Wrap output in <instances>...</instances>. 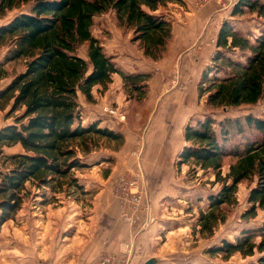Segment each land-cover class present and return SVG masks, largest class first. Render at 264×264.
Listing matches in <instances>:
<instances>
[{
  "label": "trees",
  "instance_id": "trees-1",
  "mask_svg": "<svg viewBox=\"0 0 264 264\" xmlns=\"http://www.w3.org/2000/svg\"><path fill=\"white\" fill-rule=\"evenodd\" d=\"M9 0H0V18ZM18 9L0 25V79L6 65L20 62L0 88V110L8 108L12 123L0 127V145L19 144L0 169V225L13 218L27 193L26 185L55 191L79 185L70 170L83 167V157L97 146L98 137L121 141V132L99 121L82 123L79 96L94 103L92 90L102 92L117 73L127 97L142 100L147 93V72L122 70L91 32L96 15L112 12L119 28L132 32L142 54L152 60L162 56L172 33V23L162 9L182 0H11ZM255 14L264 18V0H237L230 16ZM257 35L243 33L230 20L222 21L215 37V50L201 71L197 94L208 108L254 105L264 99V23ZM250 36L252 38H250ZM86 43L85 56L77 52ZM216 124L217 126H214ZM184 144L176 163L211 170L218 190L207 195V208L199 211L200 233L212 234L223 221L220 207L236 202L239 182L255 177L242 211L251 219L264 213V103L262 114H245L221 120L206 116L183 127ZM229 158L222 174L224 159ZM83 192V191H80ZM227 259L238 252L256 255L245 264H264V215L255 227L242 228L233 241L223 239L207 249Z\"/></svg>",
  "mask_w": 264,
  "mask_h": 264
},
{
  "label": "rangeland",
  "instance_id": "rangeland-1",
  "mask_svg": "<svg viewBox=\"0 0 264 264\" xmlns=\"http://www.w3.org/2000/svg\"><path fill=\"white\" fill-rule=\"evenodd\" d=\"M236 1L237 0H183L184 5L178 2H168L162 11L172 23V33L166 43L162 56L157 60H152L142 54L137 42L132 41V32L130 30L119 28L117 25L119 29L117 32L109 28V25L115 22L112 12H106L101 18L103 21L95 17L93 19V25L91 26V32L93 35L100 37V43L106 41L105 39H109L110 42L107 43L106 47L113 46V52H118L117 55H113L114 58L116 59V56L119 55L126 59L129 58V68H134L129 72L139 70L140 72H147L150 75L147 80L148 88L146 96L139 101L127 97L123 87V81H121L122 84L120 89L122 92V99L117 102L107 101V103H105L106 105L111 104L110 106L115 109L117 108L118 112H121V114H108L102 110L104 106L102 105V115H97L98 117L93 120L99 121L98 127H104L100 124V118H111L113 120L117 118L120 123L112 122V124H116L113 125L114 128H107L121 132L122 135L123 132H128L132 129L137 130L139 128L137 123L140 113L145 107L147 100H150L152 106L149 108V111L154 110V112L156 111L158 114L161 112L162 115L160 118L162 123H165L164 125H166V127H164L163 130L158 128L155 130V125L153 124V127L149 128L154 113L151 114L152 118L150 116L147 123L148 125L137 130L140 137L136 138V136H133L131 139V147L139 148V150L141 148V154L143 147L146 145L144 135L149 129L155 134L162 133L163 137H167V141L172 142L174 146H176L177 143L181 146L183 145V125L178 122L177 124L172 123V119L178 120L180 113H182L183 117L185 116L183 119L185 123L189 121L194 123L197 119L202 120L206 116L221 120L227 117H241L248 113L254 115L262 114L264 99L258 101L254 105L227 106L211 109L205 105L204 96L199 97L197 94V83L201 71L209 64L210 57L215 50V37L219 28L218 26L221 25L222 21L228 19L237 29L241 30L243 33L249 31L251 35H257L259 32L258 28L263 26L264 18L257 17L255 14H242L231 17L229 15L230 10ZM11 2V0L8 1L7 14L0 18V25L18 11V9L11 7ZM184 11H191L192 15L185 14ZM250 38L252 37L250 36ZM3 51L4 48L0 47V59L3 56ZM85 51L86 43H83L78 48L77 52L84 57ZM137 53L139 55H137ZM141 55L146 60H143ZM115 61L117 63V59ZM21 67L22 64L19 61L8 63L6 65V76L0 79V88L5 86L12 73L20 70ZM99 88L96 89V91L101 92ZM150 88L152 89L149 93ZM161 99L167 101L168 106L164 108L165 110L160 108L162 103L160 105L158 104V106L154 103L155 100L159 102ZM172 104H175V106L179 105V110L175 107L172 108ZM7 109L8 108L0 110V127L12 123V116L6 114ZM86 120V114H82V123L84 124ZM123 122L125 123V127L120 129V124ZM214 126L217 125L214 124ZM139 130L141 132H139ZM123 142L124 135L121 141L107 140L98 137L97 146L88 154L83 155L79 152L78 156L83 157V164L85 165L70 170V173L78 180L79 185L77 187L71 186L67 188L65 185L66 191L62 189L53 191L48 187L37 189L27 184V193L23 197L22 204L15 212L14 217L6 220L8 222L7 226L20 227L24 225L26 228H33L34 231L37 229L36 219H45L48 216L46 213L50 212V214L52 213L55 217V221L53 225L48 224L45 230L49 233L52 228L56 226L61 228L65 235L69 232L71 233L73 223L68 225V222L73 219V212H76L77 222L79 219H85L88 213L87 206L93 205L92 201L96 200L94 195L99 185L95 181L93 183L89 180H94L100 170L98 168H102V166L100 167L98 164L100 162L107 163L113 160L109 152L113 150L117 151L122 147ZM181 146L179 147L182 148ZM20 150L19 144L8 146L0 145V169L5 171V166L9 164V160L6 158ZM133 157L136 159L135 156ZM138 158H140V155H138ZM176 158H178V155ZM176 158L173 159L171 170L162 173L154 172L158 173L156 174L157 176L161 173V176H164L163 179H165V182H167L168 179L171 180L170 185H168V183L166 184V195L163 199L173 206L179 204L177 199H187L184 207L186 213L183 215V220L180 222L171 221V226L177 229L176 232H180L177 228L180 226H183L185 232H183L181 236H178L179 233H177V237H168L167 245L162 249V254L165 256L161 258L160 255H155L154 258H152L155 260V264H245L254 261L256 258L255 254L242 256L240 253L235 252L227 259H223L220 254L208 253L207 249L219 245L223 239L233 241L234 237L239 234L242 228L255 227L262 221L264 213L261 209L257 210V215L254 218L247 220L242 219L240 216L242 211L247 207V194L250 187L255 183V177L239 182L235 192L236 202L221 205L220 212L224 215V219L223 221L220 220L217 222L212 234L208 232L200 233L198 231V225H196L199 211L207 208V195L215 193L220 183L215 181V176L211 170L202 171L198 167H193L192 165H178L176 163ZM229 161V158L224 159V164L221 169L222 174L227 172ZM106 168L109 170L110 165ZM131 169L132 170H125L112 177V194L117 198L120 206L126 203L130 204L132 210L136 213L138 211L147 212L148 204H145L146 208H144V203H140L138 206L133 205L131 200L126 198V195H131L128 191L129 189L133 192L135 191L136 194H143V199H145V190L141 181L150 180V175H154L150 174V171L153 170H151L148 165V170L144 172L143 166L139 162L132 165ZM133 181L136 182L137 189L131 188L130 184L131 182L133 183ZM143 184H145L144 181ZM122 217L133 226L135 225L134 222L137 220L136 218H131L130 215L125 212H122ZM2 224L0 225V229ZM137 234L138 231L131 233L127 239L124 238L119 242L120 244L130 239L133 240L134 245L130 256V263L138 252L135 250ZM16 241L18 242L19 238L13 236L11 242L14 244L17 243ZM6 242L7 237L4 238V232L1 230L0 252H2L1 249ZM119 244L115 252H118ZM95 263L96 261L93 264Z\"/></svg>",
  "mask_w": 264,
  "mask_h": 264
},
{
  "label": "crops",
  "instance_id": "crops-1",
  "mask_svg": "<svg viewBox=\"0 0 264 264\" xmlns=\"http://www.w3.org/2000/svg\"><path fill=\"white\" fill-rule=\"evenodd\" d=\"M180 4L184 5L183 0ZM184 12L185 14H191V11ZM104 15L105 13H102L95 17L103 21L101 18ZM109 28L113 31L115 30V32L119 30L115 22L109 25ZM97 37L98 39L100 38L99 36ZM105 40L106 41L101 43L104 50L109 54L117 55L118 52H113V46L106 47L107 43L110 42L109 39ZM137 55L139 54L137 53ZM116 59L117 65L122 70L132 71L134 69L133 67L129 68V58L126 59L119 55L116 56ZM143 60L146 59L143 57ZM121 81V77L117 73H114L111 82L102 92L96 91L99 86H95L92 90L93 97L96 99L95 103H87L83 96H79L81 114H86L87 117L84 124L90 123L99 115H102L101 106L106 105L105 103H107V101L117 102L122 99V92L120 89L122 84ZM151 89L152 88L149 89V93ZM154 103L155 105L157 104V106L162 103L160 106L161 109L168 106L165 99H161L159 102L155 100ZM151 106L150 100H147L139 116V121L137 123L138 129L143 126L146 127L151 114L154 113L149 128L153 127L154 124L155 130L157 128L163 130L166 125L162 123L160 118L162 114L161 112L158 114L156 111L154 112V110L149 111ZM171 107H175L178 110L180 108L179 105L175 106V104H172ZM119 113L121 114V112L117 114ZM184 118L185 116L183 117L182 113H180L178 120L172 119V123L177 124L178 122L184 127ZM100 119V124L109 128H114L113 125H116L114 123H120L117 118H115L116 120L111 118ZM112 122L114 123L112 124ZM120 125V129L125 127L124 122ZM137 130L132 129L128 132H123L124 142L122 147L117 151L113 150L109 152L113 160L107 163L100 162L98 164L100 167L102 166V168H98L101 171L99 170L94 180H89L93 183L95 181L99 185L94 195L96 200L92 201L93 205L87 206L88 213L85 219H79L77 222L76 212H73V219L68 222V225L73 223L71 233L69 232L65 235L63 234V230L56 226H52L54 228L48 233L45 230L46 226L48 224L53 225L55 221V217L52 213L50 214V212L46 213L48 216L45 219H36L37 229L34 231L33 228H26L24 225L20 227H8V222L6 221L2 224L0 229V233L1 230L4 232V238L7 237V242L3 244V248L1 249L3 253L0 252V264H93L103 251L115 252L119 242L124 238L127 239L131 233H135L136 231H138V234L136 237L135 250L138 252L130 264H143L145 260L154 258L155 255H160V257L163 258L165 255L162 254V249L167 245L168 237H177V233H179L178 236H181V234L185 232L183 226H176L180 230V232H176L177 229L171 226V221L180 222L183 220V215L186 213L184 207L187 199H177L179 204L175 206L163 199L166 195V184L168 183V185H170L171 180L168 179L167 182H165V179H163L164 176H161L162 172L171 170L173 159L179 154L181 149L179 146L181 145L177 143L176 146H174L172 142L167 141V137H163L162 133L155 134L149 129L144 135L146 145L143 147L140 154L141 148L139 150V148L131 147V139L133 136H136V138L140 137ZM139 132L141 131L139 130ZM138 155H140V158H138ZM133 156H135L136 159ZM136 162H139L143 166L144 172L148 170L149 165L151 170H153L150 171V174H154L153 176L150 175V180L141 181L145 190L144 201L148 204L147 212L138 211L136 213L132 210L130 204L126 203L120 206L117 198L111 191L112 177L125 170H132V165ZM108 165H110L109 170L106 168ZM154 171L161 173L157 176L156 174L158 173ZM143 181L145 184H143ZM122 212L130 215L131 218L137 219L134 222V226L130 222L125 221L122 217ZM13 236L19 238V241H16L17 243L13 244L11 242ZM172 240L176 241L175 239Z\"/></svg>",
  "mask_w": 264,
  "mask_h": 264
},
{
  "label": "built area",
  "instance_id": "built-area-1",
  "mask_svg": "<svg viewBox=\"0 0 264 264\" xmlns=\"http://www.w3.org/2000/svg\"><path fill=\"white\" fill-rule=\"evenodd\" d=\"M102 110L104 112H107L108 114L117 115V110L111 107L110 105H104L102 107ZM130 186L133 189H137L136 182L134 181L133 183L131 182ZM128 191L131 193V195L130 196L126 195V198L131 200V203H133V205L138 206L140 203H144V208H146L147 202L144 201L143 199L144 197L142 196L143 194L141 193L136 194L135 191L133 192L132 190L129 189ZM133 245L134 243L132 239L125 242H121L119 244L118 252L101 253L95 264H130L129 261H130L131 252L133 250Z\"/></svg>",
  "mask_w": 264,
  "mask_h": 264
},
{
  "label": "water",
  "instance_id": "water-1",
  "mask_svg": "<svg viewBox=\"0 0 264 264\" xmlns=\"http://www.w3.org/2000/svg\"><path fill=\"white\" fill-rule=\"evenodd\" d=\"M154 263H155V260L152 258H149V259L145 260V262L143 264H154Z\"/></svg>",
  "mask_w": 264,
  "mask_h": 264
}]
</instances>
